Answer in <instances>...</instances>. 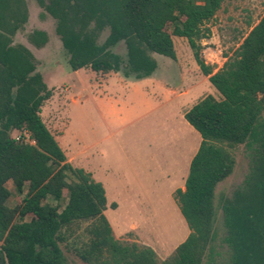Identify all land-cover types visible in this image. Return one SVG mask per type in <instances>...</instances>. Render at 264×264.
<instances>
[{"label":"trees","instance_id":"trees-1","mask_svg":"<svg viewBox=\"0 0 264 264\" xmlns=\"http://www.w3.org/2000/svg\"><path fill=\"white\" fill-rule=\"evenodd\" d=\"M35 2L54 19L72 71L120 72L139 81L156 69L152 54L175 60L172 37H179L220 99L204 96L183 115L201 137L184 189L173 196L189 234L160 260L150 247L114 238L102 184L67 162L40 117L52 91L30 50L13 44L28 19L26 2L0 0V264H67L60 245L85 264H215L216 188L233 172L234 150L250 141L261 149L252 171L219 207L229 264H264V15L213 73L201 42L224 0ZM30 40L40 47L46 34L34 31ZM120 43L124 56L113 51ZM8 182L18 198L12 207Z\"/></svg>","mask_w":264,"mask_h":264},{"label":"rangeland","instance_id":"rangeland-1","mask_svg":"<svg viewBox=\"0 0 264 264\" xmlns=\"http://www.w3.org/2000/svg\"><path fill=\"white\" fill-rule=\"evenodd\" d=\"M25 2L27 22L12 40L14 45L30 50L36 72L52 91L41 108L43 123L67 162L91 173L102 184L107 201L104 216L114 238L150 247L160 260L166 259L189 234L173 196L176 189L184 188L189 160L201 141L181 115L204 96L220 99L217 91L200 72L187 41L179 37H172L175 60L152 54L156 62L154 73L173 92L170 97L155 86L134 82L120 72L72 71L69 55L55 32L54 19L35 0ZM263 15L264 0H224L207 24L210 37L201 42V56L213 73ZM34 31L46 34L40 47L30 40ZM107 34L105 30L100 35L99 43ZM113 51L124 56V44H118ZM144 86L148 92L142 90ZM11 136L17 138L19 133L14 131ZM259 150L260 144L254 141L238 146L233 152L232 174L216 188L215 264L230 261L220 203L243 187ZM6 187L12 192L10 182ZM113 202L116 209L109 207ZM15 203L18 198L12 192L8 205ZM29 219L30 216L26 218ZM60 248L67 264H85L63 245Z\"/></svg>","mask_w":264,"mask_h":264},{"label":"crops","instance_id":"crops-1","mask_svg":"<svg viewBox=\"0 0 264 264\" xmlns=\"http://www.w3.org/2000/svg\"><path fill=\"white\" fill-rule=\"evenodd\" d=\"M207 78V77H206ZM208 80V78H207ZM140 81H143V83L145 84H149L151 86H155L156 89L160 90V91H163L165 93L166 96L170 97V95L173 93L172 91H168L167 87L164 86L163 82L158 78V76L154 73L152 74V76L148 77V78H145V79H142V80H139V81H134V82H140ZM134 82H131L132 84ZM144 92H148V87L147 86H144L143 89ZM183 116V115H181ZM196 153V152H195ZM195 153L193 154V156L195 155ZM193 156L190 158L189 162L191 161V159L193 158ZM189 168V167H188ZM89 173V172H88ZM91 174V173H90ZM92 176V175H91ZM93 178V177H92ZM185 175H184V182H185ZM184 184V183H183ZM184 189V188H183ZM105 196H106V193H105ZM114 203V202H113ZM116 204V203H115Z\"/></svg>","mask_w":264,"mask_h":264}]
</instances>
